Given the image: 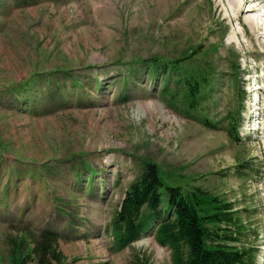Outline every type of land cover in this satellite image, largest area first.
Listing matches in <instances>:
<instances>
[{"label":"rangeland","instance_id":"rangeland-1","mask_svg":"<svg viewBox=\"0 0 264 264\" xmlns=\"http://www.w3.org/2000/svg\"><path fill=\"white\" fill-rule=\"evenodd\" d=\"M231 15L229 0H0V264L14 255L34 264L42 230L58 234L63 264H173L153 232L113 250L110 222L145 161L170 183L230 202L242 224L230 232L245 235L234 244L252 246L262 263L264 56L253 29ZM192 48L200 51L187 63H210L213 87L192 100L195 110L181 100L176 70L165 93V76L148 71L150 59L177 61ZM176 63L182 81L186 66ZM38 74L61 79L55 102L14 95ZM241 107L235 140L223 118Z\"/></svg>","mask_w":264,"mask_h":264},{"label":"trees","instance_id":"trees-1","mask_svg":"<svg viewBox=\"0 0 264 264\" xmlns=\"http://www.w3.org/2000/svg\"><path fill=\"white\" fill-rule=\"evenodd\" d=\"M199 51V48H192L183 58L176 59L182 60L186 66L182 81L178 78L181 72L177 67V61H156L157 59L153 58L150 59L148 69L153 77L165 76L162 93L168 90L170 84L168 77L173 69L176 70L171 78H176L181 100L186 106H191L192 110H195L192 100L197 102L200 97L206 99L213 88L210 63L199 64L201 67L187 63L188 60L196 63L192 58ZM238 68L239 63L235 67L231 65L232 70ZM131 71L133 68L129 72ZM34 76L33 81L14 92V95L18 96L23 91L31 90L36 94H46L42 102L45 99L55 102L56 98L62 95L60 89L64 84L61 79L49 77L45 79L40 74ZM49 83H52V86H49ZM204 87L206 92L202 90ZM177 95L171 94L169 102L173 103ZM241 105L243 106V102ZM28 110L35 111L36 107ZM241 112L242 107L236 111L234 118L231 112H227L223 118L228 121L227 134L235 140H238L237 131L242 123ZM212 120L211 117L209 120L211 126L214 125ZM202 121L207 123L205 119ZM142 164V171L140 170L139 176L125 190L120 208L116 210L110 222V237L114 251L124 249L144 232L155 229V240L159 245L170 249L173 264H255V254L251 251V247H238L234 244L241 242V238L245 235L236 236L230 232L231 225L235 226L237 223V230L242 225L238 217L234 219L233 212L227 211L232 206L230 202L211 196L201 188L185 190L179 183H170L171 180L163 176L156 164L149 161ZM245 166L246 164L241 163L238 169ZM89 173L92 178L96 176L95 170L91 168ZM240 233L241 231H238V234ZM56 235L58 236L57 233L49 230H42L39 233V243L32 249L36 256L32 257L35 260L34 264H63L53 246L57 239ZM25 257L21 258L18 255V258H15L14 255L15 264H24Z\"/></svg>","mask_w":264,"mask_h":264},{"label":"bare ground","instance_id":"bare-ground-1","mask_svg":"<svg viewBox=\"0 0 264 264\" xmlns=\"http://www.w3.org/2000/svg\"><path fill=\"white\" fill-rule=\"evenodd\" d=\"M231 5H232V12H233V17H231L233 20H242L244 23L249 25L253 30V33H255L253 36L250 37L253 41L259 42V44L262 47V50L260 51V55L264 56V43L260 42L261 37L264 38V28L262 25L258 23V19L262 17V15L258 14L257 11V6L258 4L254 3L253 0H229ZM249 12V13H255V16L253 15L252 17L250 16H243V12ZM257 15V16H256ZM260 17V18H258ZM241 22V21H240ZM257 52V51H255ZM258 83H254V89L259 88L257 86ZM262 91H264V86L260 87Z\"/></svg>","mask_w":264,"mask_h":264}]
</instances>
